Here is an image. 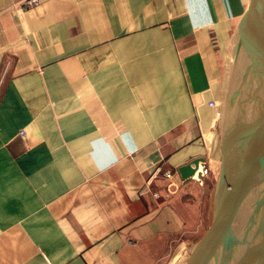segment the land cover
Returning <instances> with one entry per match:
<instances>
[{
	"label": "crops",
	"instance_id": "0c3cea01",
	"mask_svg": "<svg viewBox=\"0 0 264 264\" xmlns=\"http://www.w3.org/2000/svg\"><path fill=\"white\" fill-rule=\"evenodd\" d=\"M23 1L0 0V264L191 255L252 0ZM198 158L204 186L178 173Z\"/></svg>",
	"mask_w": 264,
	"mask_h": 264
},
{
	"label": "water",
	"instance_id": "95a60500",
	"mask_svg": "<svg viewBox=\"0 0 264 264\" xmlns=\"http://www.w3.org/2000/svg\"><path fill=\"white\" fill-rule=\"evenodd\" d=\"M220 131L212 222L189 264H264V0L251 1L233 39ZM204 162L181 167V179H192Z\"/></svg>",
	"mask_w": 264,
	"mask_h": 264
},
{
	"label": "rangeland",
	"instance_id": "374dc122",
	"mask_svg": "<svg viewBox=\"0 0 264 264\" xmlns=\"http://www.w3.org/2000/svg\"><path fill=\"white\" fill-rule=\"evenodd\" d=\"M201 168V169H200ZM200 168H199V171H202V174H203V172H204V168H207V169H209V173H208V175H203L202 176V174H201V172H200V174H199V179L198 178H196V179H194L195 181H197L196 183L198 184V185H200V186H204V184L206 183L205 181L206 180H208V178H210V176H211V174H210V168H209V166H206V161L204 162V163H200ZM167 175V174H166ZM194 178V177H193ZM192 178V179H193ZM198 179V180H197ZM193 180V181H194ZM209 219H208V221H207V224L205 225V234L203 235V237L201 238V239H203L204 237H205V235L207 234V232L209 231V227H210V225H211V222H212V215H210L209 217H208ZM182 250V249H181ZM190 250L191 249H185L183 252L185 253L184 255H182L181 256V258H179V260H178V262H174V259H175V255H176V253H179V250H177V251H175L174 249H173V254L172 255H170V258H168L167 259V264H189V261H190V257H191V255H190ZM178 257H180V256H178ZM188 260V261H187Z\"/></svg>",
	"mask_w": 264,
	"mask_h": 264
},
{
	"label": "built area",
	"instance_id": "2783aa9c",
	"mask_svg": "<svg viewBox=\"0 0 264 264\" xmlns=\"http://www.w3.org/2000/svg\"><path fill=\"white\" fill-rule=\"evenodd\" d=\"M42 1H43V0H24V1H23V5H22V6H23L22 9L29 10V9L36 8V7L40 6V4L42 3ZM20 8H21V7H20ZM2 80H3V79H2ZM211 106H212V107H215V104L212 103ZM200 172H201V174H202V171H200ZM208 173H209V170H208L207 168H204V172H203L202 176H203V175H208ZM166 177H167V178H171L172 175L167 174ZM194 179H195V178H193L192 180H194ZM194 181H195V180H194ZM195 182H197V181H195ZM197 183H198V182H197Z\"/></svg>",
	"mask_w": 264,
	"mask_h": 264
},
{
	"label": "bare ground",
	"instance_id": "6f19581e",
	"mask_svg": "<svg viewBox=\"0 0 264 264\" xmlns=\"http://www.w3.org/2000/svg\"><path fill=\"white\" fill-rule=\"evenodd\" d=\"M229 87H230V85H229ZM227 89H228V86H227ZM201 169V168H200ZM209 170V169H208ZM199 174H200V171L198 170L197 171V173L195 174V176H194V178L196 179V178H198L199 179ZM197 179V180H198Z\"/></svg>",
	"mask_w": 264,
	"mask_h": 264
}]
</instances>
